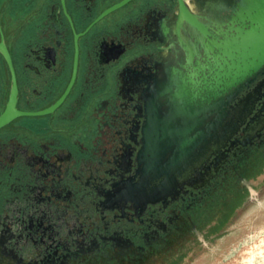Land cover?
Instances as JSON below:
<instances>
[{
    "label": "flooded vegetation",
    "instance_id": "1",
    "mask_svg": "<svg viewBox=\"0 0 264 264\" xmlns=\"http://www.w3.org/2000/svg\"><path fill=\"white\" fill-rule=\"evenodd\" d=\"M208 10V0H0V264H156L209 237L253 189L264 70L227 105L247 101L237 127L177 186L151 200L128 192L148 101L187 61L181 13Z\"/></svg>",
    "mask_w": 264,
    "mask_h": 264
},
{
    "label": "water",
    "instance_id": "2",
    "mask_svg": "<svg viewBox=\"0 0 264 264\" xmlns=\"http://www.w3.org/2000/svg\"><path fill=\"white\" fill-rule=\"evenodd\" d=\"M208 6L206 18L181 13L192 25L191 39L181 41L187 61L176 70L179 83L161 85L148 101L129 195L151 200L177 186L200 154L237 127L247 101L227 105L264 70V0H208Z\"/></svg>",
    "mask_w": 264,
    "mask_h": 264
},
{
    "label": "rangeland",
    "instance_id": "3",
    "mask_svg": "<svg viewBox=\"0 0 264 264\" xmlns=\"http://www.w3.org/2000/svg\"><path fill=\"white\" fill-rule=\"evenodd\" d=\"M253 183L209 237L160 257L156 264H264V170Z\"/></svg>",
    "mask_w": 264,
    "mask_h": 264
}]
</instances>
